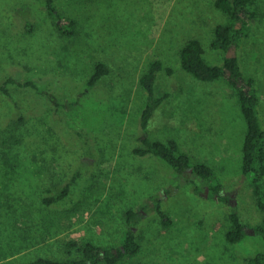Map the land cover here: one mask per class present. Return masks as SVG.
Returning a JSON list of instances; mask_svg holds the SVG:
<instances>
[{"label": "rangeland", "instance_id": "374dc122", "mask_svg": "<svg viewBox=\"0 0 264 264\" xmlns=\"http://www.w3.org/2000/svg\"><path fill=\"white\" fill-rule=\"evenodd\" d=\"M215 1L53 0L78 20V33L65 36L46 1L0 0V84L13 77L36 85L0 90V264L81 257L72 241L120 246L129 209L139 212L140 249L120 264H245L264 250L253 229L263 213L242 171L247 121L236 90L224 78H197L181 62L196 37L206 60L223 64L227 52L212 41L228 14ZM255 3L247 35L231 51L255 80L264 128V0ZM157 58L165 68L155 94L166 96L145 131L140 77ZM97 60L111 73L88 89ZM145 134L176 139L194 162L213 166L221 192L191 169L135 153ZM68 184L66 197L45 201ZM234 210L247 224L236 243L226 236Z\"/></svg>", "mask_w": 264, "mask_h": 264}, {"label": "trees", "instance_id": "16d2710c", "mask_svg": "<svg viewBox=\"0 0 264 264\" xmlns=\"http://www.w3.org/2000/svg\"><path fill=\"white\" fill-rule=\"evenodd\" d=\"M46 1L49 12L55 17V23L59 31L65 36H73L78 33V20L76 17L61 12L54 5L53 0ZM216 5L228 14L226 23L218 24L215 27V38L212 41L214 48L226 51L223 64H211L204 57V45L199 38L188 39L181 49V62L184 69L204 81L218 80L224 78L236 90L239 97L242 112L247 121V132L244 137L242 171L249 176L257 205L263 213V221L254 226V231L260 233L264 238V128L259 117V96L255 87V80L247 77L242 70L240 58L237 54L228 56V51L238 49L241 46L242 38L248 33V25L257 13L255 0H216ZM165 68L164 62L157 58L150 61L147 68L140 77L141 86L148 92V103L142 113V128L146 131L150 123L154 122L159 106L164 100V96H156L155 84L158 74ZM169 73L173 72L171 67H167ZM111 73V67L104 60L95 62L92 73L87 79V88L91 89ZM9 83H19L21 85H35L32 80L17 81L9 77L0 84V90L8 92ZM36 86V85H35ZM159 118V117H158ZM143 145L134 149L139 155L153 154L169 163L179 172L192 169L194 173L211 181L210 191L220 193L222 183L214 181L217 178L216 170L213 166L204 162H194L191 156L182 151L176 139L163 141L152 139L149 135L142 136ZM70 185L65 186L62 192L53 197L45 198L46 202L60 200L67 196ZM156 209L164 216L166 223L170 222L167 214L162 210L161 204L156 205ZM139 212L129 209L127 211L128 227L121 238V245L108 247L100 245L94 241H87L79 244L76 241L70 242L79 247L81 257L69 259H59L55 257H39L29 264H120L127 256L137 253L140 243L137 240L135 231L138 222ZM232 227L227 231L226 236L230 242L236 243L242 240L247 233V224L241 219L237 210L231 213ZM245 264H264V250L250 256Z\"/></svg>", "mask_w": 264, "mask_h": 264}, {"label": "water", "instance_id": "95a60500", "mask_svg": "<svg viewBox=\"0 0 264 264\" xmlns=\"http://www.w3.org/2000/svg\"><path fill=\"white\" fill-rule=\"evenodd\" d=\"M233 55V52L231 50L228 51V56H232ZM191 169V168H190ZM192 170V169H191ZM206 192H208V188L206 190Z\"/></svg>", "mask_w": 264, "mask_h": 264}]
</instances>
